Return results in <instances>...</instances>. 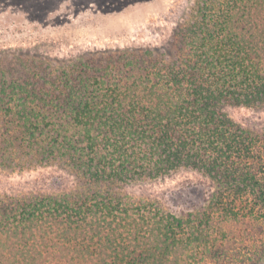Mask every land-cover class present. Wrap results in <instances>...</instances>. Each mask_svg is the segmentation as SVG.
Returning a JSON list of instances; mask_svg holds the SVG:
<instances>
[{
  "label": "trees",
  "instance_id": "trees-1",
  "mask_svg": "<svg viewBox=\"0 0 264 264\" xmlns=\"http://www.w3.org/2000/svg\"><path fill=\"white\" fill-rule=\"evenodd\" d=\"M219 1L194 0L164 49L0 60V169L17 146L76 183L0 200V264H184L213 251L194 219L264 206V130L225 110L264 106V0ZM182 168L213 184L202 211L125 193Z\"/></svg>",
  "mask_w": 264,
  "mask_h": 264
},
{
  "label": "rangeland",
  "instance_id": "rangeland-1",
  "mask_svg": "<svg viewBox=\"0 0 264 264\" xmlns=\"http://www.w3.org/2000/svg\"><path fill=\"white\" fill-rule=\"evenodd\" d=\"M193 1L0 0V60L4 65L15 57L58 63L123 48L164 49ZM208 2L216 5L220 1ZM225 110L241 127L263 133L264 106ZM1 125L0 149L8 136ZM24 153L16 146L7 154L9 161L0 169V200L28 201L61 187L76 186L74 177L59 167L38 165L31 153ZM213 188L203 174L182 168L132 183L124 190L133 199L155 202L164 211L185 217L188 212L204 209ZM235 203L238 216L226 218L212 210L207 220L192 221L194 225L202 220L203 225L207 223L204 226L213 251L208 255L199 251L184 264H264V206L252 205V214Z\"/></svg>",
  "mask_w": 264,
  "mask_h": 264
}]
</instances>
